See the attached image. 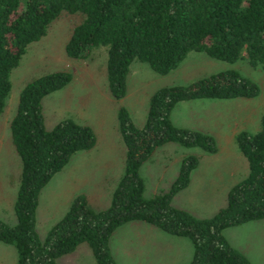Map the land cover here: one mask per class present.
Wrapping results in <instances>:
<instances>
[{"label":"trees","instance_id":"trees-1","mask_svg":"<svg viewBox=\"0 0 264 264\" xmlns=\"http://www.w3.org/2000/svg\"><path fill=\"white\" fill-rule=\"evenodd\" d=\"M63 12L82 14L65 50L72 59H86L94 49L107 47L109 93L117 100L128 92L131 64L140 60L166 75L178 68L191 52L235 63L245 59L264 69V0H0V116L12 90L11 74L29 46L47 36ZM74 74L69 69L41 75L21 91L19 107L10 123L13 143L21 158V183L15 202L17 224L0 219V241L17 249L16 264H60L82 244L92 250L98 264H119L110 242L122 225L144 221L174 236L192 241L195 252L186 264H251L247 256L225 238L226 228L264 220V116L257 132L237 137L249 163V174L228 193V202L214 216L200 218L173 205L174 197L191 180L199 157H186L168 191L146 197L142 164L160 146L176 142L216 153L213 136L180 128L171 112L181 101L211 98H255L261 86L237 70H224L188 85L158 89L150 99L143 127L129 110H118L119 130L126 147L124 174L111 205L94 209L85 194L41 238L37 209L43 188L80 151L97 144V133L72 117L48 129L44 98L67 87Z\"/></svg>","mask_w":264,"mask_h":264},{"label":"rangeland","instance_id":"rangeland-1","mask_svg":"<svg viewBox=\"0 0 264 264\" xmlns=\"http://www.w3.org/2000/svg\"><path fill=\"white\" fill-rule=\"evenodd\" d=\"M83 19L82 14L63 12L50 26L47 36L29 46L20 65L11 74L12 90L5 111L0 116V187L2 186L0 188V219L9 225H15L17 223L15 200L20 187L22 173L21 158L17 154L13 143L10 123L18 111L20 94L24 86L29 81L41 75L63 69L71 70L74 74L73 81L64 89L55 91L44 98L43 107L47 128L52 129L60 120L67 117H72L76 121H79L80 119L76 114V110L77 105L82 104L86 106V108L82 109L85 112L84 115L88 116L85 118H89L88 122L99 130L97 131L99 146L96 145L95 148L86 152L90 157L83 162H79L78 167L75 168V164L83 160L82 156L86 153L73 155L70 162L60 172L56 173L43 188L40 196V206L49 202V209L52 215L51 221L48 223L49 225L40 227L39 229V233L43 238L63 218L70 203L73 202L72 200L75 199L78 193L85 194L89 192L92 185H95L96 182L104 178L108 167L107 156H110L109 153L118 160L115 161L116 163H122V169L119 166L115 167L119 169L122 175L126 157L123 151L124 148H120L117 145L111 150V145L107 143V137L111 136V129L118 132L117 127L113 128L111 126L113 125V120L114 125L118 124V106L121 107L122 103L134 112L136 118H140L139 116H144L145 108L149 107L151 94L162 86H185L220 71L231 69L237 70L244 76L256 81L262 89L260 96L256 98L240 97L231 100H213L210 98L189 100L185 102L187 106L183 104L182 111H175L176 116H182V119H191L192 115H186L189 114V109H203L204 111L214 102L219 104L232 103L230 105L243 106L244 108L239 113L250 116L247 122L248 126L246 127L249 128L246 129L249 132H257L260 130L262 117L264 116V69L262 67H253L245 59L230 63L213 58L205 52H191L178 68L166 75L155 72L145 62L135 60L131 67V73L133 72V74L129 82L128 94L134 88L138 90V94L129 98H127V95L120 102L119 100H115L116 108H112L110 101L104 96L106 91L110 95L107 78V47L101 46L94 49L92 54L86 59H72L66 54L65 47L73 29ZM137 64L142 65V69L138 66L134 67ZM85 97L86 100L83 101L82 98ZM255 114L259 115L257 123V115L255 116ZM100 121L108 122L110 125H106L108 133L103 131V126ZM215 127L213 126L212 118L209 124L212 132L213 130H217V134H220L219 128H222L225 133L228 130V126L225 123H217ZM118 133H120V130ZM218 136L216 138L217 143L219 140L217 144L218 149L223 155L217 156L219 158L218 160L214 158L215 161L213 163L216 162L214 167L217 166V168L212 167L210 163L206 164V171L203 173L202 179L211 180L214 177L213 174H218L219 182L216 185V191H213V188L209 186L210 188L206 192H195L194 194L197 198L188 202L184 194L181 196L185 204L192 203L194 208L203 209L204 216L213 215L220 206L223 207L227 204L229 190L236 182L244 178L243 176L245 174L244 167L239 172L229 173L231 167L238 162L236 159L228 156V154H231L235 150L237 143H234L231 147V142L227 141L228 137L225 134L223 139H221L220 135ZM119 138L121 139L120 136ZM200 151L204 150L200 147H184L178 143H169L165 146L158 147L152 160H146L141 167V175L144 177L146 184L145 195L151 197L155 193L160 192L168 182L176 179L172 172H176L177 170L180 172L182 157L186 155H198ZM165 157L171 158L168 163L170 169L173 171L167 170V172L164 170ZM244 161L248 166L247 160L245 159ZM101 164H103V168L97 169ZM96 169L97 172L92 177L91 170L94 171ZM87 177H89V181L86 185L76 187L72 183L74 179L79 178L83 180ZM117 181L118 178H113L110 182L111 186L107 191L110 203L112 202L113 192L118 186ZM2 194L5 196L1 197ZM186 196L190 197L189 194H186ZM56 207H59V209H56ZM147 224L149 225V223ZM125 225H129V222L122 225V227ZM263 233L264 220H255L248 224H242L240 228L234 226L227 230V236L232 244L234 246L236 244L240 248V251L247 256L251 264H264ZM151 238L152 240L146 244H142V240H138V244L136 242L135 244L140 246V249L128 251L124 248V242L120 243V237L117 234L115 238L117 242L113 244L116 261L119 264H170L165 257L157 254L161 239L153 236ZM184 241L190 245V251H187L186 246L183 257L180 260L183 261L184 259L186 263H189L193 259L195 249L190 239L184 238ZM0 245L7 247L5 252L0 253V259L6 263H11L14 260L12 264H16L17 251L14 245L5 243H1ZM128 246L130 247L131 245ZM59 263L98 264L92 250L87 244H82V248L77 249L73 254L71 253L61 257Z\"/></svg>","mask_w":264,"mask_h":264},{"label":"crops","instance_id":"crops-1","mask_svg":"<svg viewBox=\"0 0 264 264\" xmlns=\"http://www.w3.org/2000/svg\"><path fill=\"white\" fill-rule=\"evenodd\" d=\"M132 64H131V67H132ZM135 66H138V67H140L142 69V65L137 64V65H134V67ZM132 74H133V72L131 73V68H130V73H129L128 80H127L128 89H129V82H130ZM143 86H145V85H143ZM163 87H168V86H162L161 88H163ZM155 92H153L151 94V96ZM135 94H138V90L134 88L133 91L130 92L129 94L127 92V95H128L127 98L133 97V95H135ZM104 96H106L108 98L107 100L110 101L111 107L112 108H116L115 100H117V99L113 98L111 96V94L110 95L107 94V91H106V94H104ZM151 96H150V99H151ZM86 97L82 98V100L85 101ZM198 99H201V98H198ZM232 99H237V98H232ZM191 100H197V99H191ZM213 100H217V99H213ZM218 100H225V99H218ZM227 100H231V99H227ZM120 101H122V99H120L119 102ZM186 101H189V100L181 101L183 103H181V102L177 103L175 105V107L173 108L172 112H171V121L177 127L193 129V130H197V131L203 132L205 134H209V135L213 136L215 140H216V138L219 137L218 135H220L221 139H223L224 134H225L226 137H228L227 141L231 142V147H232V145L234 143H237V140H236L237 135L240 132L247 131L246 129H249V128H246V127L248 126L247 122H248V119H250V116L248 114L243 115V114L239 113V111H241L244 108L243 106L230 105L232 103L219 104V103L214 102L211 105H209V107H207V109L204 110V111H203V109H200V110H197V109L193 110L195 108H192L191 110L189 109V114H186V115L187 116L188 115H192V118L191 119H188V118L182 119L183 118L182 116H179V117L176 116L175 111L176 110L182 111L183 110L182 106H184L183 104L186 105V103H185ZM118 104H120V103H118ZM121 106H125V105H123V103H122ZM125 107L129 110V112L131 114V117L133 118V120H134V122H135V124L137 126L143 127L146 124L150 103H149V107L145 108L144 116L141 115V116H139L140 118H136L134 112L129 107H127V106H125ZM83 108H86V106L82 105V104H78L77 105V110H76L77 113L76 112L75 113L78 115V117L80 119L79 121L77 120V122H79V123H83V122L89 123V124H86V123H83V124L91 126L95 130V132L97 133V131H99V130L94 125H91L90 122H88L89 118H85V117H88V116L84 115L85 112L82 111ZM119 108H120V106H118V110H119ZM253 111H255V109H253ZM256 115L257 114H255V116ZM258 117H259V115H257L256 123L258 121ZM212 118H213V126L214 127H215V124H217V123H225L228 126V130H227L228 133H227V131L225 133V131L222 128L218 129L220 131V134H217V132H218L217 130H213V132H212L210 130V128H209L210 120ZM73 119H75V118H73ZM117 119H118V112H117ZM195 119H197V120L194 121ZM45 120H46V118H45ZM98 122H99V120H98ZM100 122H101V125L103 126V131L108 133V131L106 129V125L110 126L108 124V122L107 121H100ZM111 127H113V128L117 127L118 128V132H119V120H118V124L117 125H114V120H113V125ZM118 132L117 131H113V129H111V136L107 137V140H108L107 143L111 145V147H112L111 150H113L117 145H119L120 148L123 147L124 148L123 151H124V153L126 155L125 144H124V142L122 140L121 135H119L120 133H118ZM119 136L121 137V139L119 138ZM121 141H122V143H121ZM216 142H217V140H216ZM169 143H176V142H169ZM169 143H166V144H164L162 146H165V145H167ZM218 143H219V140H218ZM96 145L99 146L98 136H97V144ZM156 150L153 152V154L151 155V157L148 160H152ZM87 151H89V150L80 151V152H77L76 154L86 153ZM76 154H74V155H76ZM87 154L88 153H86L85 155L82 156L83 160L78 161L77 164H75V168L78 167V163L79 162H83L85 159L90 157V155H87ZM109 154H110V156H107V161H108L107 165H108V167H107V171L104 174V178L101 179L99 182H96L95 185H92V187L90 188L89 192H87V193L84 192L85 195L87 196L89 204L96 210H103V209L108 208L111 205V203L109 202L110 201L109 197L107 195L108 188L111 186L110 182L112 181L113 178H118L117 183L119 184V182H120V180H121V178H122V176L124 174V171L122 172V175H121L120 172H119V169L115 168V167L119 166L120 169H122V163H116L115 161H118V160L115 159V156H113L111 153H109ZM221 155H223V153H221L219 149H218V151L216 153H208L206 151H200V153L198 155H195V156L199 157V164L191 172V180H190L189 185L185 189L181 190L174 197V199H173V205L174 206H176L178 208L185 209V210L191 212L193 215H195L197 217L208 218V217L214 216L220 209H222L223 207H225L227 205L226 204L223 207L220 206V208H218L216 210V212L213 215H211V216H204L203 209L194 208L192 206V203L187 205L181 199L182 194H184L186 201L187 202L191 201V200L197 198V196L194 194L195 192H206L207 189L210 188V187L213 188V191H216V185L219 182L218 174H213L214 177L211 180H202V179H203V173L206 171V167H205L206 164L210 163V165L212 167H214L216 165V162L213 163V161H215V159L218 160L219 159L218 157L221 156ZM163 156H164V154H163ZM189 156H191V155H189ZM228 156H231L232 159H236L238 161L236 164H234L231 167L229 173L239 172L244 167L245 168V174H244L243 177L246 178L247 175L249 174V163H248V166H247L246 162L244 161L245 159L247 160V158L241 153V151H240V149L238 147V144L236 145L235 150H233L231 154H228ZM186 157H188V156L186 155L185 157H182V160L180 162L181 164H182L183 160ZM244 157H245V159H244ZM165 159H166V162L164 164V170L165 171H167V170L169 171L171 169H170L168 161H170L171 158L170 157H165ZM125 162H126V157H125ZM247 162H248V160H247ZM102 168H103V164L98 166L97 169H102ZM180 168H181V165H180ZM214 168H217V166L214 167ZM97 169L94 170V171L91 170L92 177L95 176V174L97 172ZM124 170H125V167H124ZM171 171H173V170H171ZM140 173H141V169H140ZM172 173H173V175H175V178H177V176L179 174V171L177 170L176 172H172ZM21 175H22V173H21ZM142 178L144 179L143 176H142ZM244 178H242L241 180H243ZM92 180H94V179L92 178ZM241 180H239L238 182H240ZM88 181H89V177L84 178L83 180H80L78 178V179H74L72 181V183L76 187H79V185H86ZM174 181H175V179L172 182H168L166 184L165 188L161 189L160 192L155 193L151 197H153V196H155V195H157L159 193L168 191ZM238 182H236L235 184H237ZM0 188H2V186ZM145 193H146V191H145ZM17 194H18V192H17ZM186 194H189L190 197L186 196ZM78 195H80V194L78 193L76 196H78ZM4 196L5 195L2 194L1 197H4ZM40 196H41V194H40ZM76 196H75V198H76ZM148 198H150V197H148ZM16 199H17V197H16ZM72 201H74V199ZM15 202H16V200H15ZM227 202H228V200H227ZM71 203L69 205L68 210L70 209ZM49 204H50L49 202H46L45 204H42L40 206V197H39V206H38V209H37V230H38V232H39L40 227H45V226L49 225L48 223L51 221V216L52 215H51V211L49 209ZM57 208L59 209V207H56V209ZM67 211L65 212V214L67 213ZM17 222H18V219H17ZM251 222H253V221H251ZM248 223L249 222L244 223V224H248ZM240 226L237 225L236 227L240 228ZM121 228H123V229L121 230ZM229 228H226L223 231V234H224L225 238L229 241V243L233 247H235V248L237 247L236 249H238L239 247L236 244L234 246L232 244V242L230 241L229 237L227 236V230ZM159 230H160V228H158L156 226H153V225H150V224L148 225L144 221H133V222H129V225H125L123 227L120 226L113 233V235L111 237L110 246H111L113 257L115 258V260H117L116 256H115V253H114V248H113L114 242H117V241H115V238H116L117 234H119L120 243L124 242V244H123L124 248H125V250H128V251H131V250H134V249H137V250L140 249V246L136 245L135 242L137 243L138 240H142V244H146L147 242L152 240L151 237L153 236V237L161 239L160 244H159V248L157 249V254L159 256L165 257L170 264H184V263L186 264V261L184 259H183V261L180 260V258L183 257L184 248L186 246H187V251H190V245H188V243H186V241H184L185 237L174 236V235L168 234L166 232L164 233V231H162V230H160V231ZM40 236H41V234H40ZM262 237H263V241L262 242H263V246H264V233H263ZM41 238H43V237L41 236ZM1 243H4V242L0 241V244ZM5 244H7V243H5ZM127 245H131V246L127 247ZM6 248L7 247H4V245H0V253L1 252H5ZM81 248H82V245L80 247H78L77 249H81ZM238 250H240V248ZM16 251H17V249H16ZM17 261H18V253H17ZM59 261H60V258H59ZM13 262H14V260H12L11 263H6L2 259H0V264H12Z\"/></svg>","mask_w":264,"mask_h":264}]
</instances>
